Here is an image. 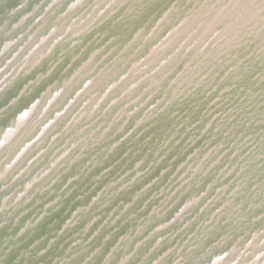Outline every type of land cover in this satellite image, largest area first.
<instances>
[{
  "label": "rangeland",
  "instance_id": "obj_1",
  "mask_svg": "<svg viewBox=\"0 0 264 264\" xmlns=\"http://www.w3.org/2000/svg\"><path fill=\"white\" fill-rule=\"evenodd\" d=\"M0 264H264V0H0Z\"/></svg>",
  "mask_w": 264,
  "mask_h": 264
}]
</instances>
